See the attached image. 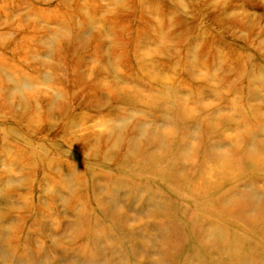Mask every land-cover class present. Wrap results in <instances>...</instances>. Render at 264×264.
Here are the masks:
<instances>
[{
	"label": "rangeland",
	"instance_id": "374dc122",
	"mask_svg": "<svg viewBox=\"0 0 264 264\" xmlns=\"http://www.w3.org/2000/svg\"><path fill=\"white\" fill-rule=\"evenodd\" d=\"M165 1L0 0V131L9 127L12 141L24 136L39 145L51 166L21 179L14 164L11 186L23 192L30 184L22 195L28 206L4 198L7 181L0 183V251L14 256L11 264L264 258V90L247 104L263 123L250 126L229 107L214 111L218 84L200 77L190 92L195 104L182 115L152 96L159 86L170 92L193 82L151 43L160 22L172 20L157 14ZM217 1L264 27V0ZM141 11L146 16L135 18ZM249 99L238 98L237 107ZM80 121L87 124L77 129ZM9 227L19 232L4 247ZM210 231L226 252L216 254Z\"/></svg>",
	"mask_w": 264,
	"mask_h": 264
},
{
	"label": "bare ground",
	"instance_id": "6f19581e",
	"mask_svg": "<svg viewBox=\"0 0 264 264\" xmlns=\"http://www.w3.org/2000/svg\"><path fill=\"white\" fill-rule=\"evenodd\" d=\"M165 4L168 7H163L162 10L157 11V14L168 18L172 16V20L170 22H160L162 32L158 34L162 36H158V34L155 36L154 34V36L151 37V43L155 45L156 48L167 50V53H171V59H175V72L181 73L186 83H188L189 80H193V82L190 83V85H178L172 88L170 92L163 89V92L166 91L165 95L159 86V89L154 88L152 96L162 100L167 99V103L173 105L172 109L176 107L172 113L174 115H182L181 110L185 111L187 109L188 111V108L195 104L193 99L196 97L193 98L190 92L198 88V79L200 77L201 80L205 81L204 84H206L207 81L211 84H218V87L215 88L213 93L219 97L218 101L220 105L215 108L214 111L220 112V110L229 107L231 111H234L235 116L240 117L242 120L241 122L246 126L251 124V122H260V124H262L263 122L259 118V113L257 112L259 108L249 107L247 104L258 98L257 95L259 92L257 90H264V76H262V74L264 75V27H261V25L255 22H250L245 17L242 18L239 15L241 11L237 13L238 11L236 12V8L233 6H228L227 9L223 11L217 0H212L210 2L207 0H166ZM3 11L4 9L1 8L0 13ZM188 11L189 14H187ZM153 13L155 12L152 11L151 14ZM144 16L146 15L143 11L135 14V18H142ZM262 25H264V23H262ZM163 38H165L167 42V44H165L166 46L160 45L163 42ZM159 41L161 42L160 44ZM188 41L189 43L182 49L181 46L183 43ZM225 91L228 92L227 96H224L222 93ZM245 95L249 96L250 99L247 100V102L242 101V103L238 105L240 110H236V108H238L236 100ZM196 107H194V110ZM210 115L211 113L208 112L207 115L203 116V121H205L206 125L208 121H211ZM85 124H87V121L78 122L77 129L78 127L85 126ZM196 125L199 124L197 123ZM259 126H257L258 130ZM8 128L9 127H7V129ZM7 129L4 128L0 131V156L1 154L2 156L4 155L3 152L7 154L5 155L6 163L3 165L1 164L3 169L0 171V183L7 181L6 187L3 186L5 187L3 197L6 198V196L11 197L16 195L17 198H22L21 204L23 206H28L29 200H25V196L22 197V195H27L30 184H27V186L23 185V192H15V187L11 186L12 181L15 182L17 178L14 176V174H16L13 170L14 164H20L21 168L18 171L22 179L27 170H34L39 167L46 168L43 171L51 170L50 163L45 166V164H47L45 161L49 155L41 153L40 146H33L29 143V139L24 136L21 137L18 142L16 139L12 141L9 136L11 130L8 132ZM254 129L256 130L255 127H253V130ZM108 130L113 131L111 128ZM27 131L28 133H32L29 128H27ZM254 132L258 133L257 131ZM91 138L93 137H82L84 141ZM91 141L92 140L87 142L90 144ZM93 143L94 141L91 144ZM2 147H5L6 150L2 151ZM131 148L132 158H134V163H132L134 169L136 165V156L134 148ZM59 149L66 154V151L61 149L60 145L58 146V150ZM10 153H13L14 158H11ZM53 159L54 158H51L50 162ZM193 164L194 166L196 165L195 163ZM224 165L227 166L228 163L225 162ZM212 182H208V186H210ZM0 186L2 187L1 184ZM28 194H30L29 191ZM9 228L7 235L1 239L4 247L7 244L13 246V240L17 238V233L19 232L17 228ZM207 237L209 241H217V243H212V245H217L214 249L213 246H210V249L215 250L216 254L226 252L225 248L220 246V238H215L216 235L214 232L210 231ZM232 247H235V245L229 246V248ZM235 249L236 248H233V250L229 251L233 253L236 251ZM0 256V258L4 259L6 264H11L12 260L15 259L14 256L3 254L2 252ZM249 258L250 256L245 255L238 260L236 259V261L235 259H229L227 261L229 264H238L239 262L243 264L247 262V264H250L253 260ZM255 263L264 264V258H255Z\"/></svg>",
	"mask_w": 264,
	"mask_h": 264
}]
</instances>
